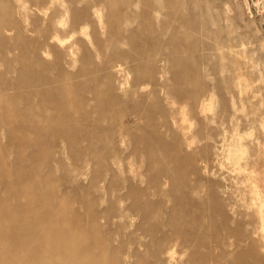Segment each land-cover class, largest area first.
I'll return each instance as SVG.
<instances>
[{
    "label": "rangeland",
    "instance_id": "1",
    "mask_svg": "<svg viewBox=\"0 0 264 264\" xmlns=\"http://www.w3.org/2000/svg\"><path fill=\"white\" fill-rule=\"evenodd\" d=\"M69 1L0 0V194L34 176L51 186L50 207L69 202L64 218L74 212L84 223L92 210L96 229L85 235L101 239L109 263L160 264L177 242V264H264V0H178L187 25L149 9L125 41L119 15L107 25L106 9L64 37L78 31L81 4ZM142 7L129 0L127 9ZM149 51L150 80L132 70L135 59L111 61ZM108 72L120 95L111 117L94 118L83 104L65 138L19 124L21 111L46 107V87L67 82L89 101L90 83ZM22 77L36 84H18ZM98 88L103 96L106 84ZM10 195L7 206L24 202ZM220 250L229 258L212 256Z\"/></svg>",
    "mask_w": 264,
    "mask_h": 264
},
{
    "label": "bare ground",
    "instance_id": "2",
    "mask_svg": "<svg viewBox=\"0 0 264 264\" xmlns=\"http://www.w3.org/2000/svg\"><path fill=\"white\" fill-rule=\"evenodd\" d=\"M136 1L138 5L143 6V9L132 16L131 12L127 9L129 0H79L81 7L78 9L73 7L75 10L72 16V23L78 25V31L71 28L68 33H63L64 37H69V35L77 32L82 33L83 29L93 27L95 22H100L102 20L101 12L103 9L108 11L106 17L107 25L111 24L113 19H117L119 15L121 26L124 28L122 36V40L124 41L132 39L135 35V33L130 31L128 26L137 20L141 22L146 21L144 13L149 9L157 10L161 16L167 17L170 20L178 19L183 25H187V22H189L188 18L186 19L181 14L182 9L178 0ZM68 2L70 6H74L75 4L69 0ZM164 10L166 13L162 12ZM6 15L8 17V11H6ZM69 19H71L70 16ZM52 20L53 18L50 17L48 24L52 27L49 30L54 37L58 30L56 31L57 27H54L53 22H51ZM4 22L9 24L7 21ZM58 34L62 35L61 33ZM94 36L96 37V33ZM153 53L154 51H149L147 54H131L126 52L125 54L112 57L111 61L114 62L116 59L122 57L127 60L130 58L135 59L139 64L133 65L132 70L138 72L140 75L144 74L143 78L150 80L145 62L146 58L151 57ZM132 61L134 62V60ZM112 66L113 69L119 70L123 64L117 62ZM64 78L67 80L66 76ZM113 78L114 74L111 72L105 73L103 77H94L92 84L90 83V98L93 97V99L89 101L83 98L77 87L72 92L67 82H65V85L54 88L46 87V107L43 109L27 108L21 111L18 115L19 124L30 121L31 124L39 125L43 131L51 129L57 131L63 138L73 136L75 134L74 127L77 123V117L84 109L82 107L83 104L89 105L90 112L94 118L100 116L111 117L113 111L118 110L120 95L115 92V87L112 86ZM98 80L101 81L99 84ZM17 83L32 85L36 84V81L32 78L22 77ZM104 83L107 87L106 92L103 96H100L98 87ZM145 83L143 82L140 85L145 86ZM122 84V82H119V85ZM34 94H36L39 100L43 101L38 92H34ZM175 95L178 96V93H175ZM117 115L120 116V113H117L115 116L117 117ZM9 116L6 109L3 117L8 124L11 121ZM45 120H47V123ZM44 123L47 125H44ZM262 126L264 127V124ZM126 134L131 136L129 129H127ZM144 139L142 137V140ZM147 139L148 137L146 136V141ZM21 180L23 184H21L18 178L11 185L10 190L5 188L0 194V264H121L117 258L112 260L111 263L107 260L104 261L99 244L101 239L95 237V239L89 240L85 235V230L95 232L94 230L96 229L92 210L87 211L84 223L79 220L74 212L69 217L64 218L68 213V201H61L58 205L50 207L48 203L55 196L51 186H43L41 188L37 185V181L39 180L34 176H29L26 179L21 178ZM29 189H33V191L28 192ZM10 194H13L14 198H23L24 202L20 205L16 203L7 206L9 196L11 197ZM192 204L195 203L190 200L187 201L188 206ZM137 206L141 207L139 201L137 202ZM185 208L181 209L184 211L186 210ZM186 213L188 214L189 212L186 211ZM205 217L201 215L199 219ZM261 221L264 222V213L261 214ZM195 225H193V228ZM187 238L193 242V240H190L191 236H187ZM192 246L189 245L186 250L191 251ZM229 246H232V244ZM177 248L178 244L176 242L166 252H161L163 255L157 261L160 264H177L178 258L176 255L180 254ZM208 255L210 254L208 253ZM212 256L220 261L229 258L224 250H220ZM123 264H128V260L126 259Z\"/></svg>",
    "mask_w": 264,
    "mask_h": 264
}]
</instances>
